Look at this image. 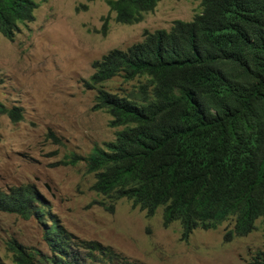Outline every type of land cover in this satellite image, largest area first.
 <instances>
[{
	"label": "trees",
	"instance_id": "1",
	"mask_svg": "<svg viewBox=\"0 0 264 264\" xmlns=\"http://www.w3.org/2000/svg\"><path fill=\"white\" fill-rule=\"evenodd\" d=\"M156 2L106 0L123 24L141 21ZM37 5L0 0V33L12 40ZM201 6L191 21L145 31L142 41L93 61L86 84L96 91L94 107L112 116V126L124 127L92 150L87 171L106 210L127 198L147 216L162 207L163 225L178 221L184 236L228 218L230 236L244 235L256 218L264 230V0H201ZM117 75L137 85L111 92L105 82ZM0 113L22 118L18 106L0 103ZM0 211L37 220L48 247L12 239L16 264H144L69 231L32 184L0 190ZM245 264H264V249Z\"/></svg>",
	"mask_w": 264,
	"mask_h": 264
},
{
	"label": "rangeland",
	"instance_id": "2",
	"mask_svg": "<svg viewBox=\"0 0 264 264\" xmlns=\"http://www.w3.org/2000/svg\"><path fill=\"white\" fill-rule=\"evenodd\" d=\"M36 1L34 19L19 24L12 40L0 33V103L18 106L22 113L18 121L0 113V190L34 185L69 231L112 244L144 264H244L264 249L259 221L251 233L232 232L227 241L223 235L233 221L184 236L178 221L163 226L161 208L148 217L119 198L109 211L99 203L104 193L91 189L88 155L122 128L112 126L105 109L94 107L96 91L86 84L93 61L140 42L146 29H168L174 19H192L201 0H159L133 24L115 21L106 0ZM134 84L119 76L105 82L117 94L130 92ZM12 239L48 251L37 220L0 211V260L5 264H16Z\"/></svg>",
	"mask_w": 264,
	"mask_h": 264
},
{
	"label": "clouds",
	"instance_id": "3",
	"mask_svg": "<svg viewBox=\"0 0 264 264\" xmlns=\"http://www.w3.org/2000/svg\"><path fill=\"white\" fill-rule=\"evenodd\" d=\"M158 1H159V0H157V2H158ZM157 2H156V5H157ZM200 4H201V1H200ZM156 5H155V6H156ZM154 8H155V7H154ZM154 8H153V9H154ZM201 8H202V6H201ZM153 9H152V10H153ZM152 10H151V11H152ZM149 12H150V11H149ZM199 12H201V9H200L198 12H196L195 14H197V13H199ZM195 14H194V16H195ZM194 16L192 17V19L194 18ZM192 19H190V20H188V21H191ZM176 20H181V19H174L173 22H172V24H171V26H170L168 29H167V28H158V29H155V30H159V29L170 30L171 27H172L173 24H174V21H176ZM182 21H185V20H182ZM136 23H137V22H136ZM155 30L150 31V32H154ZM145 31H149V30L146 29ZM145 31H144V33H145ZM144 33H143V38H144ZM143 38H142V40H143ZM142 40H141V41H142ZM132 44H133V43H132ZM130 45H131V44H130ZM130 45H129V46H130ZM126 48H127V47H126ZM126 48H125V49H126ZM118 49H119V48H118ZM117 76H118V75H117ZM119 77H120V76H119ZM120 78H121V77H120ZM121 79H122V78H121ZM133 81H135V84L133 85V88H134V87L137 85V80L134 79ZM124 82H126V81H124ZM132 90H133V89H132ZM132 90H131V91H132ZM131 91H130V92H131ZM123 94H124V93H123ZM120 126H122V128L124 127L123 125H120ZM122 128H121V129H122ZM126 199H127V198H126ZM128 200H129V199H128ZM129 201H130V200H129ZM130 202H131V201H130ZM131 206H132V203H131ZM132 207H133V206H132ZM133 208H137V207H133ZM158 208H161V209H162V207H158ZM158 208H157V209H158ZM138 209H139V208H138ZM139 210H140V209H139ZM141 211H144V210H141ZM155 212H156V210H155ZM155 212H154V213H155ZM145 215H146V214H145ZM153 215H154V214H153ZM146 216H147V215H146ZM148 217H150V216H148ZM162 219H163V218H162ZM228 219L230 220V222L233 221L232 218H228ZM228 219L225 220V221H223L222 223L218 224L215 228H217L218 226H220V225L223 224L224 222H227V223L229 224V222H228L229 220H228ZM257 221H259V222H260V225H261V218H256V219L254 220V227H255V228H254L253 230H255V229L257 228ZM162 224H163V223H162ZM163 226H164V225H163ZM164 227H166V226H164ZM233 227H234V221H233L232 231H233ZM261 227H262V225H261ZM199 228H201V229H205V228H202V227H199ZM215 228H211V227H210V228H208V229H215ZM196 229H197V228H196ZM229 229H231V228H229ZM229 229H227V231H225L224 235L229 231ZM262 229H263V228H262ZM181 230H182V229H181ZM253 230H251L250 232L244 234V236H246L247 234L251 233ZM263 231H264V230H263ZM75 235H76V234H75ZM224 235H223V239H224ZM77 236H78V235H77ZM229 236H230V231H229L228 237H229ZM224 240H225V239H224ZM101 242H102V241H101ZM103 243H104V242H103ZM105 244H108V243H105ZM109 245H112V244H109ZM113 247H114V246H113ZM116 249H117V248H116ZM119 251H120V250H119ZM124 254H125V253H124ZM125 255H126V254H125ZM252 255H253V254H252ZM127 256H128V255H127ZM128 257H130V256H128ZM250 259H251V256H250L249 259H247V260L245 261V263H246L247 261H249ZM245 263H244V264H245Z\"/></svg>",
	"mask_w": 264,
	"mask_h": 264
}]
</instances>
